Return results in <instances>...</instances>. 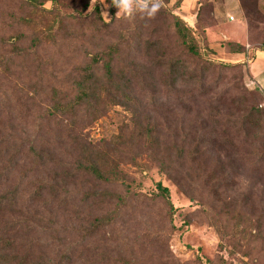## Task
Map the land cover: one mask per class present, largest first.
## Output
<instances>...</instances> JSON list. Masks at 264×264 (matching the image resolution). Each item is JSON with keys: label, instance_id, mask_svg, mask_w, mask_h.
<instances>
[{"label": "rangeland", "instance_id": "1", "mask_svg": "<svg viewBox=\"0 0 264 264\" xmlns=\"http://www.w3.org/2000/svg\"><path fill=\"white\" fill-rule=\"evenodd\" d=\"M56 1L59 12L51 0L35 9L0 0V140L14 139L1 144L14 148L6 160L20 151V171L7 188L19 189L22 204L14 218H3L9 229L11 222L28 227L9 233L31 242L41 263L264 264V95L247 64L233 56L264 48V0H228L235 20L221 22L214 14V1L221 0H169L154 18L134 19L116 16L115 7L96 0L98 15L107 11L111 19L107 30L96 33L99 16L91 0ZM163 11L195 32L206 59L231 66L206 76L201 99L191 98V87L169 93L159 86L165 68L156 67L157 58L180 54ZM145 40L161 41L150 57L141 46ZM115 51L119 66L136 77L134 91L144 93L136 105L108 99L97 108V119L78 113L91 139L106 144L107 171H118L111 184L78 181L68 189V198L93 187L114 195L101 210H91L110 225L86 239L88 226L78 221L88 218V209L64 215L29 198L51 183L54 172L42 162L64 150L47 117L53 99L72 100L76 83L101 70ZM165 151L167 162H161ZM38 216L51 234L44 236L43 226L31 221Z\"/></svg>", "mask_w": 264, "mask_h": 264}, {"label": "trees", "instance_id": "2", "mask_svg": "<svg viewBox=\"0 0 264 264\" xmlns=\"http://www.w3.org/2000/svg\"><path fill=\"white\" fill-rule=\"evenodd\" d=\"M19 1L24 2L27 8L35 9L42 6L47 0ZM51 1L53 2V9L59 12L57 1ZM165 1L168 2L169 0H164L163 3ZM106 2L111 6V0H106ZM200 4L203 6L204 3ZM94 11L99 17L93 20V33L107 30L109 23L103 21L98 15L99 7L95 6ZM162 13L164 21L167 22V30L171 32L170 35L174 40V46L179 49L180 54L177 58L167 61L161 55L157 58L159 61L156 67L165 68V71L161 74V84L159 86L166 89L169 93L176 91L180 86L191 87V98L201 99L204 97L203 86L206 76L214 68L219 66L230 68L231 66L217 64L206 59L201 53L195 32L179 16L167 11ZM160 44L161 41L157 43L149 40L143 41L141 46L144 50V55L150 57L151 51L155 47L160 46ZM244 52L245 49L237 51V53ZM107 56L110 59L101 70H94L89 74L86 73L81 81L76 83V94L72 100L68 101L56 96L53 99V104L47 117L48 120L55 122V139L62 145L64 150L58 155L54 152L42 162V164H50V169L54 172L50 179L51 183L49 186L41 188L38 192L32 193L29 198L32 202H36V206L44 208V210L51 209L64 215L73 214L74 212L78 214L80 207L88 209L90 211L88 218L82 217L78 221L88 226L85 230L86 239L95 236L100 230L110 225L111 221L109 219L105 220L102 216L92 213L91 210L94 212L101 210L105 204L111 202V198L114 195L101 190L99 187H93L91 191L79 190L68 198V189L70 186H75L78 181H80L78 184L80 186L88 184L89 181L98 184H111L114 181L110 179L116 176L118 171L116 166L111 167L107 171L105 161L109 159V153L105 151L107 148L106 144H100L98 141L91 139L90 134L85 131L86 125H84V121L78 118V113L81 110L90 112L89 118L92 120L97 119L100 115V111L97 108L102 103L109 105L108 99L112 100V105L114 103L136 105L138 95L144 93L142 90L139 92L134 91L133 80L136 77L119 66L117 51L114 52V56L112 53ZM80 124H82V127H80ZM123 139L121 146L125 145L124 142L126 140L125 138ZM10 140L14 139L0 140V264H50L40 262V257H36L33 253L34 247L30 245L31 242L25 243L22 240L23 243H21V240H19L21 239L20 235L9 233L17 228L28 231L27 225L11 222L12 225L9 229L8 222L3 218L4 215L14 218L16 212L20 213L18 208L22 205L19 203V189L12 191L7 188V184L11 181L10 177L20 171V151L17 150L15 154L11 155L10 159L6 160V157L11 154L14 148H1L3 142ZM134 143L135 141L130 142V146H133ZM154 143L156 145L159 143L158 137L155 138ZM126 148L128 149V147ZM167 159L165 151L160 156V160L161 162H167ZM159 189L163 201L167 200V189L161 186ZM70 202L75 203L71 204ZM80 214H82L81 211ZM37 218L35 220V217H33L32 220L30 218L29 220L39 226H43L44 236L47 233L51 234L52 229H50L48 223L44 222L45 218L42 216ZM43 248L37 246V250H42Z\"/></svg>", "mask_w": 264, "mask_h": 264}, {"label": "crops", "instance_id": "3", "mask_svg": "<svg viewBox=\"0 0 264 264\" xmlns=\"http://www.w3.org/2000/svg\"><path fill=\"white\" fill-rule=\"evenodd\" d=\"M227 1L228 0H221L219 2L214 1L215 18L220 22L223 19L225 20V18L228 20V16H232L229 15L230 11L236 9L235 6H231V3ZM233 56L239 61L247 64L249 78L264 95V48L257 47L253 50H246L244 53L234 54Z\"/></svg>", "mask_w": 264, "mask_h": 264}, {"label": "clouds", "instance_id": "4", "mask_svg": "<svg viewBox=\"0 0 264 264\" xmlns=\"http://www.w3.org/2000/svg\"><path fill=\"white\" fill-rule=\"evenodd\" d=\"M93 7L96 4V0H91ZM105 4V0L101 3ZM163 4V0H111V6L117 9L116 16L134 19L138 14L145 18H154L160 11ZM106 23H111V19L107 11L101 14Z\"/></svg>", "mask_w": 264, "mask_h": 264}, {"label": "built area", "instance_id": "5", "mask_svg": "<svg viewBox=\"0 0 264 264\" xmlns=\"http://www.w3.org/2000/svg\"><path fill=\"white\" fill-rule=\"evenodd\" d=\"M228 20H229V21H233V20H234V17H232V16H228Z\"/></svg>", "mask_w": 264, "mask_h": 264}]
</instances>
